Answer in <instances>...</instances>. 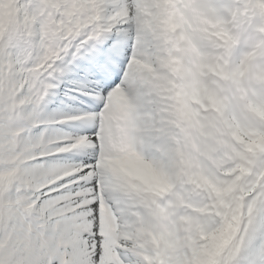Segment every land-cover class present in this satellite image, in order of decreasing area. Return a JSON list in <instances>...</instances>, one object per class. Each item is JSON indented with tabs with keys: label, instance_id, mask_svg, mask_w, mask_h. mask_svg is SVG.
Segmentation results:
<instances>
[{
	"label": "snow or ice",
	"instance_id": "1",
	"mask_svg": "<svg viewBox=\"0 0 264 264\" xmlns=\"http://www.w3.org/2000/svg\"><path fill=\"white\" fill-rule=\"evenodd\" d=\"M0 264H264V0H0Z\"/></svg>",
	"mask_w": 264,
	"mask_h": 264
}]
</instances>
